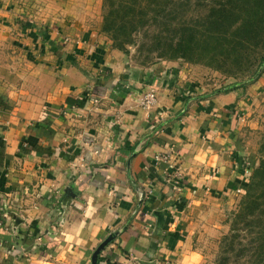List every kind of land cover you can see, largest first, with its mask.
<instances>
[{"label": "crops", "instance_id": "obj_1", "mask_svg": "<svg viewBox=\"0 0 264 264\" xmlns=\"http://www.w3.org/2000/svg\"><path fill=\"white\" fill-rule=\"evenodd\" d=\"M32 50L24 51L28 62L47 71L41 66L22 75L24 62L17 67L15 54L0 50V264H122L126 258L191 264L188 249L203 230L174 225L173 214L181 211L173 194L179 182L184 193L199 192L201 162H213L197 161L206 153L202 142L208 150L224 148L241 109L232 107L235 94L210 98L207 88L178 82L169 69L157 105L147 110L139 97L148 84L127 80V58L114 71L113 57L106 62L114 71L106 86L79 84L77 92L63 94L53 85L49 57ZM133 87L140 89L131 94ZM93 93L103 96L95 101ZM158 152L165 158L156 160ZM224 189L221 184L217 191ZM193 199L190 211L203 216L209 202ZM185 229L194 235L186 237Z\"/></svg>", "mask_w": 264, "mask_h": 264}, {"label": "rangeland", "instance_id": "obj_2", "mask_svg": "<svg viewBox=\"0 0 264 264\" xmlns=\"http://www.w3.org/2000/svg\"><path fill=\"white\" fill-rule=\"evenodd\" d=\"M104 19L128 36L139 28L132 33L133 43L127 44V50L118 48L104 29ZM162 23L172 30L164 31ZM142 29L149 36L144 37ZM187 29V53L176 50L160 56L151 49L137 50L142 38L151 45L154 35L176 38ZM0 38V50L15 54L17 67L24 62L19 67L22 75L41 66L47 71V66L28 62L25 50L49 57L53 85L63 94L77 92L79 84L106 86L126 58L132 66L127 80L148 84L157 98L154 107L169 82V69L180 76L178 82L207 88L210 98L219 92L234 93L232 107L238 103L241 109L227 130L226 144L208 150L206 141L202 142L206 153L197 161L213 162H201L204 180L198 193L176 189L173 195L181 212L173 214V220L184 228L202 227V240L188 249L191 264H264V0H0ZM109 57L118 63L114 71L107 66ZM154 66L160 67L166 81L154 72ZM122 74H117L119 81ZM134 89L140 88L133 87L131 94ZM93 94L95 101L103 96ZM221 184L225 189L217 191ZM194 196L209 202L203 216L190 211ZM185 233L194 235L187 229Z\"/></svg>", "mask_w": 264, "mask_h": 264}, {"label": "trees", "instance_id": "obj_3", "mask_svg": "<svg viewBox=\"0 0 264 264\" xmlns=\"http://www.w3.org/2000/svg\"><path fill=\"white\" fill-rule=\"evenodd\" d=\"M162 25L164 27V31L169 32L170 30H172L171 26L163 24V23ZM104 29L109 34H111L112 39L114 40L118 48L122 50H127V47H126L127 44L133 43V39L131 36L132 33L138 30L139 28L132 31L128 36L127 34L122 33L121 28L117 24H115L112 21L104 19ZM142 30H144L145 32L144 37H147V35L149 36V34L147 33L148 32L147 29H142ZM189 31L190 29H187L186 31H179L181 36L176 37V38H171L169 36H160V34L154 35L156 38L154 39L151 45H147L145 39L142 38L140 44L138 45L137 50L139 53H141V51L145 48L151 49L153 51H156L158 54H160V56L169 54L170 52H173L176 50H178L180 53H187V51L190 48V44L187 40L186 35ZM66 101L70 104L76 103L78 105H84V100L80 99L79 97L77 98L67 97ZM262 150L264 151V148ZM263 164H264V161H263ZM261 166H262V173L264 174V166L263 165Z\"/></svg>", "mask_w": 264, "mask_h": 264}, {"label": "built area", "instance_id": "obj_4", "mask_svg": "<svg viewBox=\"0 0 264 264\" xmlns=\"http://www.w3.org/2000/svg\"><path fill=\"white\" fill-rule=\"evenodd\" d=\"M157 101V98H155L154 93L152 92V88H148L140 97H139V103L141 104V106H143L145 109L150 110L154 107L155 103ZM65 114L67 112H64ZM63 113V114H64ZM170 149L173 150L174 149V145L170 146ZM154 158L156 160L159 159H164L165 158V154L158 152L156 153V155L154 156ZM183 178V177H182ZM179 189H183L185 188V183L184 182H179ZM122 264H137L136 261L134 260V258L131 259H127L122 263Z\"/></svg>", "mask_w": 264, "mask_h": 264}]
</instances>
